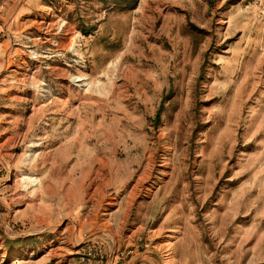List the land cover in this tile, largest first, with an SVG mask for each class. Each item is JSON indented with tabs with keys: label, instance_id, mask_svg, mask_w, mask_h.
<instances>
[{
	"label": "rangeland",
	"instance_id": "374dc122",
	"mask_svg": "<svg viewBox=\"0 0 264 264\" xmlns=\"http://www.w3.org/2000/svg\"><path fill=\"white\" fill-rule=\"evenodd\" d=\"M0 264H264V0H0Z\"/></svg>",
	"mask_w": 264,
	"mask_h": 264
},
{
	"label": "built area",
	"instance_id": "2783aa9c",
	"mask_svg": "<svg viewBox=\"0 0 264 264\" xmlns=\"http://www.w3.org/2000/svg\"><path fill=\"white\" fill-rule=\"evenodd\" d=\"M101 258V260H100V263L102 262V260H103V257H100Z\"/></svg>",
	"mask_w": 264,
	"mask_h": 264
}]
</instances>
